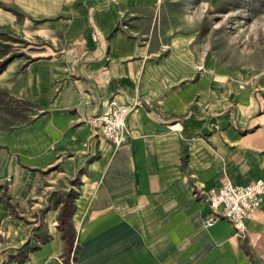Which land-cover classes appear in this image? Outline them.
<instances>
[{"label": "crops", "instance_id": "crops-1", "mask_svg": "<svg viewBox=\"0 0 264 264\" xmlns=\"http://www.w3.org/2000/svg\"><path fill=\"white\" fill-rule=\"evenodd\" d=\"M161 5L0 0V30L40 42L0 73V88L32 110L0 118L8 264H61L70 189L75 264H264V200L243 233L227 218L208 226L205 200L225 180L264 179V75L227 71L192 37L126 28L157 22ZM111 98L144 102L120 146L88 121Z\"/></svg>", "mask_w": 264, "mask_h": 264}, {"label": "rangeland", "instance_id": "rangeland-1", "mask_svg": "<svg viewBox=\"0 0 264 264\" xmlns=\"http://www.w3.org/2000/svg\"><path fill=\"white\" fill-rule=\"evenodd\" d=\"M126 28L132 33L150 30L154 37H192V45L205 50L207 59L216 58L217 64L227 71L264 75V0H162L157 22L144 17L132 19ZM39 47L37 39L30 41L0 30V63L9 61L5 69L15 59H33L39 54ZM3 106L0 118L8 107H16L22 113L32 111L6 96ZM76 245L71 257L74 261ZM12 252L0 234V264H8Z\"/></svg>", "mask_w": 264, "mask_h": 264}, {"label": "built area", "instance_id": "built-area-1", "mask_svg": "<svg viewBox=\"0 0 264 264\" xmlns=\"http://www.w3.org/2000/svg\"><path fill=\"white\" fill-rule=\"evenodd\" d=\"M143 105L142 100L123 104L111 98L88 121L96 133H101L112 144L120 146L126 140L129 114L137 106ZM205 200L210 208L206 221L208 226L214 225L221 218H227L243 233L248 220L254 217L264 200V179H256L246 184L225 180L218 187L206 192ZM60 261L65 264L62 259ZM71 264H75L73 258Z\"/></svg>", "mask_w": 264, "mask_h": 264}, {"label": "trees", "instance_id": "trees-1", "mask_svg": "<svg viewBox=\"0 0 264 264\" xmlns=\"http://www.w3.org/2000/svg\"><path fill=\"white\" fill-rule=\"evenodd\" d=\"M7 62L0 63V73L5 69V66ZM8 97L12 100H14L6 90H3L0 88V110H5L3 106L4 102V97ZM23 104L27 103L22 102ZM9 108V107H8ZM15 108V107H13ZM77 196L76 191H70L67 195H63L61 200H62V207L59 212V222H58V227L62 231V236L65 241V250L63 253V258L67 264H71V257H72V252L74 250V247L76 245V229L74 227V224L72 223V216L73 213L76 209V204H75V198ZM78 250V245H76V252ZM76 259V256H74Z\"/></svg>", "mask_w": 264, "mask_h": 264}]
</instances>
